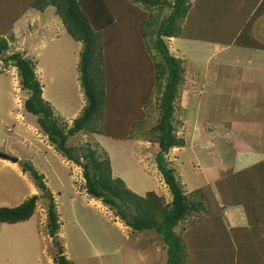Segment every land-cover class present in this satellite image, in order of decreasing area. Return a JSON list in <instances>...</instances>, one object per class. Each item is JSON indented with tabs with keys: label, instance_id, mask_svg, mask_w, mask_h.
I'll list each match as a JSON object with an SVG mask.
<instances>
[{
	"label": "rangeland",
	"instance_id": "rangeland-1",
	"mask_svg": "<svg viewBox=\"0 0 264 264\" xmlns=\"http://www.w3.org/2000/svg\"><path fill=\"white\" fill-rule=\"evenodd\" d=\"M192 1L189 15L192 27L184 28V37L169 38L166 42L170 52L183 61L185 70L184 84L174 111L176 134L184 139L185 146L172 148L166 158L187 192L200 188L208 192L209 199L214 193L220 201L217 192L226 196L247 194V188L235 181L236 174H241L245 168L233 174L228 168L233 155L240 151L250 152L253 148L258 153L264 150L254 139L249 140L250 145L247 143L245 135L252 127L241 126L256 116L262 118L260 110L264 99L259 95L262 89L258 88L264 83H258L257 74H247L246 69L247 66L264 64V49L243 45L226 48L220 41L212 40L234 36L242 24L241 5L254 2ZM23 2L25 0H12L0 4V13L11 14L14 6ZM26 13L15 23L18 44L29 49L26 55L37 62L36 73L42 84V96L70 122L84 104L76 70L81 44L66 33L53 8L44 12L29 8ZM224 15L228 17L226 28L218 33L217 28L224 25ZM252 34L256 43L264 45V13L255 19ZM224 35L227 36L222 37ZM34 37L38 41L29 47L28 43ZM5 56L6 53L0 58V152L17 158V161L0 158V207L17 206L33 194L38 199L34 213L27 221L0 222V264H57L53 258L60 247L72 264H164L165 245L158 234L132 231L108 206L85 193L81 168L60 155L40 132L36 117L24 111L22 103L26 91L18 83L15 67L9 63L5 65L1 60ZM7 65H10L12 75L1 72V68H7ZM246 75L252 78L246 81ZM258 75L264 79V72ZM253 80H257V86L252 84ZM188 83H192L191 90L186 92ZM157 98L158 94L154 92L142 113L143 120L131 131L132 138L119 140L103 135L78 134L67 145L97 143L110 159L112 175L122 179L130 190L138 195L155 191L169 201V191L154 163L157 148L148 133L159 117ZM225 124H233L231 131L235 136L226 133ZM257 132L262 134L263 130L257 129ZM241 140L246 144L243 145ZM255 158L264 161V155ZM25 161L31 162L43 174L52 192L60 223L56 241L47 233V200L27 173L21 171V163ZM238 166L242 163L239 162ZM243 175L252 178L253 185L259 183L255 173L250 171ZM227 211L232 212V219ZM224 214L228 225L233 222L235 227H247L249 224L246 219V224L239 225L246 217L242 203L226 205ZM217 226L204 225V235L199 241L195 240L199 246L213 249L212 239L218 236ZM239 230L243 235L245 229L234 228L232 236ZM185 234L190 245L188 264H198L192 228ZM240 238L243 243L251 242ZM236 260V256L228 258L225 264H236Z\"/></svg>",
	"mask_w": 264,
	"mask_h": 264
},
{
	"label": "trees",
	"instance_id": "trees-1",
	"mask_svg": "<svg viewBox=\"0 0 264 264\" xmlns=\"http://www.w3.org/2000/svg\"><path fill=\"white\" fill-rule=\"evenodd\" d=\"M246 1L254 4L245 2L241 5V31L238 27L231 38L216 40L224 45L264 49V45L253 40L252 34L255 19L264 13V0ZM193 3L192 0H25L14 6L11 14L0 13L3 17H0V58L7 54L1 60L5 65L9 63L15 67L18 83L26 91L22 103L24 111L36 117L40 132L54 149L81 168L85 193L108 206L132 231L158 234L165 245L164 264L189 263L190 245L185 233L191 228L195 234L192 240L198 264H225L228 258L235 256L236 264H261L259 258L264 254V165L254 164L240 171L241 174L236 172L235 181L247 188L246 195L226 196L217 192L218 201L214 193L209 199L208 192L200 188L187 192L166 158L172 148L185 146L184 139L177 136L174 124L185 70L183 61L170 52L166 42L169 38L186 35L185 23ZM49 7L53 8L66 33L81 44L76 70L84 104L70 122L42 96L37 62L22 51L11 49L16 42L11 29L18 17L29 8L44 12ZM227 21L228 17L224 15V25L217 28L218 33L226 28ZM154 92L158 94L159 117L148 133L157 148L154 163L169 191V201L155 191L138 195L130 190L122 179L112 175L110 159L97 143L67 145L78 134L119 140L132 138L131 131L143 120L142 113ZM21 171L27 173L47 200V233L56 241L60 223L52 192L43 174L31 162H22ZM250 171L255 173L257 185H253L252 178L243 175ZM216 188L220 191L218 186ZM37 199L38 196L33 194L17 206H1L0 222L27 221L34 213ZM235 203L243 204L249 222L247 227L226 224L224 207ZM212 224L218 225V236L212 239L213 249L199 246L196 241L204 235V225L211 228ZM234 228L245 229L243 236L240 230L232 236ZM240 237L251 242L243 243ZM227 241L229 243H225ZM59 249L53 260L57 264H72L61 251L63 248Z\"/></svg>",
	"mask_w": 264,
	"mask_h": 264
},
{
	"label": "crops",
	"instance_id": "crops-1",
	"mask_svg": "<svg viewBox=\"0 0 264 264\" xmlns=\"http://www.w3.org/2000/svg\"><path fill=\"white\" fill-rule=\"evenodd\" d=\"M0 1H2V2H7V0H0ZM1 2V3H2ZM28 10V9H27ZM27 10H25L19 17H18V19L17 20H20V19H22L23 17H25L26 15H27V13H26V11ZM31 18H33V17H31ZM17 20L13 23V25H12V29H11V31L13 32V34L15 33V27H16V25H15V23L17 22ZM193 22L190 18H188V20L186 21V27H192V24H191V22ZM30 26V25H29ZM253 26H254V24H253ZM239 27V26H238ZM33 31V30H32ZM28 37H29V35H27ZM14 37H15V39H16V42L11 46V49H13V50H19V51H22L23 53H24V55H26L27 53H28V50L29 49H27L25 46H20L19 44H18V37H16L15 36V34H14ZM212 39H214V40H216V38H212ZM174 40H176V39H174ZM37 42L38 41V39L37 38H33V40H32V42H29L28 44H29V47H32L33 45H35V43L34 42ZM228 46L229 47H231L230 45H226V48H228ZM39 47V46H38ZM37 54V53H36ZM27 56V55H26ZM29 57V56H28ZM37 57H39V55L37 56ZM31 58V57H30ZM33 60H35L34 58H32ZM9 66V67H8ZM36 66H37V64H36ZM12 67V66H11ZM248 67V69H246V73L247 74H250V73H256L257 74V76H255V79H258V83H264V79H262V78H260L259 77V72H264V64L263 63H261V64H257V65H252V66H247ZM8 68H9V70L10 71H8ZM9 72V74L10 75H12V71H11V68H10V65H7V68H5V67H3V68H1V72ZM250 78H252L250 75H246L245 76V78H244V80H246V79H250ZM247 81V80H246ZM191 84L192 83H188L187 84V88H186V92H188V91H190L191 90ZM252 84H254V85H256L257 86V80H253L252 81ZM258 89H262L261 90V92H260V96L261 97H263V99H264V86L263 85H261V86H259V88ZM249 90H253V89H249ZM251 95L254 97V93L251 91ZM250 95V96H251ZM257 97L258 96H256L255 98L257 99ZM253 101H255V100H253ZM245 103V102H244ZM252 106H254L253 104H252ZM252 112V111H251ZM260 112H261V114H262V118L259 116V117H257L256 116V118H253L251 121H249V123H247L246 125H244V123H242L241 124V126L242 127H244V126H251L252 128L251 129H247L248 131H247V134L245 135V137L247 138V143L249 144V140H252V139H254V140H256L257 142H258V146L260 145V144H262L261 145V148H264V100H263V103H262V107H261V110H260ZM260 112H258V114L260 113ZM246 113H248L247 111H246ZM225 126V130H226V133H228L229 134V136H235V134L231 131V129H232V126H233V124H229L228 126H227V124H225L224 125ZM226 126H227V128H226ZM256 129V130H255ZM257 129H262L263 130V133L262 134H259L258 132H257ZM225 133V134H226ZM242 141V140H241ZM243 142V141H242ZM246 143L245 142H243V145H245ZM250 145V144H249ZM252 147V146H251ZM253 148V147H252ZM255 148H257V147H255ZM256 155L258 156V155H261V156H263L264 155V150H261V153H258L254 148H253V150L252 151H250V152H237V153H235L234 155H233V157H232V159H231V164H230V166L228 167V168H230L231 170H232V173H235V172H237V171H239L240 169H243V168H245V169H247V168H249L250 166H252L253 164H263L264 165V161L263 160H254V159H256L255 157H256ZM241 161H240V160ZM261 161H263V162H261ZM242 163V166H238V163ZM259 162V163H258ZM5 164H6V162H5ZM236 166V167H235ZM247 167V168H246ZM245 169H243V170H245ZM228 212V213H227ZM226 213H227V215H229V219H232V216H233V214H232V212L231 211H227ZM225 213V214H226ZM234 223L232 222V224H230V226H232V227H235L236 225H233ZM244 224H246V217L245 218H243V220H242V222L239 224V225H244ZM241 236H243V235H241ZM260 246H258V248H259ZM262 249H263V246H262ZM259 260H260V262H261V264H264V254H263V256L262 257H260L259 258Z\"/></svg>",
	"mask_w": 264,
	"mask_h": 264
},
{
	"label": "water",
	"instance_id": "water-1",
	"mask_svg": "<svg viewBox=\"0 0 264 264\" xmlns=\"http://www.w3.org/2000/svg\"><path fill=\"white\" fill-rule=\"evenodd\" d=\"M0 158L2 159H5V160H9V161H12V162H16L17 161V158H14V157H11L5 153H2L0 152Z\"/></svg>",
	"mask_w": 264,
	"mask_h": 264
}]
</instances>
